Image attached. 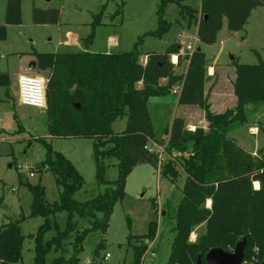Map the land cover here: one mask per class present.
<instances>
[{
    "label": "trees",
    "instance_id": "16d2710c",
    "mask_svg": "<svg viewBox=\"0 0 264 264\" xmlns=\"http://www.w3.org/2000/svg\"><path fill=\"white\" fill-rule=\"evenodd\" d=\"M182 1L162 0L157 11L158 28L147 35L161 38L169 32L170 24L164 17L169 3H177L181 13L186 12L189 26H198L199 41L203 45L217 42L224 17L228 18L229 30L235 34L244 29L254 10L264 8V0H201L200 9L181 5ZM105 7L94 16L92 32L83 39L85 44L93 42ZM120 13L121 10H117L116 15ZM61 15V10L56 8H34L33 21L37 25L59 24ZM21 23L22 0H8L6 24ZM6 39L7 28L0 26V42ZM140 42L129 52H35L38 68L50 71L46 88L48 137L92 140L96 179L99 185L107 188L92 199L78 201L75 196L84 187L83 175L64 154L53 150L46 138H39L46 148L42 167L56 175L61 196L59 203H49L41 184L29 187L33 194L30 216L44 219L34 238L33 264H80L88 234L93 231L107 233L116 204L126 196L127 177L137 164H150L161 169L162 175L178 180L177 164L172 161L164 164L158 153L146 148L150 141H160L150 99L173 94L178 83H183L176 96L178 103L198 106L209 128L197 127L193 131L187 128L184 119L175 118L168 129L166 153L189 154L179 165L186 179L167 264H198L199 259L206 264L211 250L233 253L240 244L244 246L243 264H262L264 150L258 151L261 156L253 155L230 135L237 125L248 122V105L264 104V61L260 53L254 51L259 59L255 65L242 64L238 58L233 60L237 104L223 113H216L208 101L206 87L211 77L205 52L196 50L185 58L180 56L177 66L185 59L189 63L185 73L177 74L171 56L180 53L181 45L173 44L164 52L148 53L145 55L147 62L143 63ZM6 78L0 75V85L7 84ZM163 79L167 80L165 85L161 83ZM124 117L127 118L125 129L114 132V122ZM112 158L118 161V177L109 181L107 160ZM255 183H259L258 188ZM4 200L0 198V207ZM208 201H212L211 207H207ZM63 213L64 220L60 218ZM83 220L90 226L81 229ZM23 221L21 218L0 226V264L22 260L26 238L22 232ZM202 224H206L205 233L192 242L191 234ZM157 230V223H151L149 232L139 238L154 240ZM49 233L51 236L47 238ZM101 248V245L97 247L94 256ZM134 248L133 264H142L148 243ZM52 252L58 256L49 262L48 255Z\"/></svg>",
    "mask_w": 264,
    "mask_h": 264
},
{
    "label": "rangeland",
    "instance_id": "374dc122",
    "mask_svg": "<svg viewBox=\"0 0 264 264\" xmlns=\"http://www.w3.org/2000/svg\"><path fill=\"white\" fill-rule=\"evenodd\" d=\"M7 1L0 0V26L7 28V39L0 42V75L7 77V84L0 85V198H5L3 206L0 207V226L24 218L22 232L26 238L23 243V257L14 264H33L34 238L44 219L30 216L33 194L29 187L41 184L49 203H59L61 196L56 175L50 169L42 167L46 159V148L39 138H46L52 144L53 150L64 154L83 175L84 187L75 196L78 201L92 199L107 188L105 185H99L96 179L92 140L49 138L46 114L37 107L20 103L18 79L30 63L36 62L35 52L86 50L93 53L129 52L141 41L139 50L143 60L146 54L164 52L173 44L182 46L179 54H183L188 45L198 48L202 44L196 39V30H191L193 27L188 25V15L186 12L181 13L177 3H169L165 7L164 17L170 24V30L159 38L147 33L158 28L157 11L162 0H22L21 25L6 24ZM200 3L201 0H184L181 5L198 9ZM104 6L106 7L101 25L95 29L94 40L85 44L83 39L92 32L94 16L101 13ZM34 8L61 10L60 23L35 24ZM117 10H121L118 15ZM67 31L82 38L79 48L67 50L59 46L58 43L65 37ZM203 50L211 63L231 64L232 58L234 60L238 58L242 64L255 65L259 59L254 51H258L264 61V8L255 10L244 29L235 34L229 30L228 18L224 17L217 42L213 45H203ZM187 67L188 63L182 60L181 65L175 68V72L183 74ZM49 74V69H39L38 66L31 68L32 76L47 79ZM211 80L207 83L206 89L211 85L208 101L212 109V105L218 104L219 100L211 94L217 84V81L214 84ZM231 83L232 78L229 74L217 89L228 99L232 97ZM176 96L174 94L160 96L164 98L161 100H166V105L162 111L157 109L158 113L154 110L155 106L150 105L160 141H150L148 145L157 143L165 147L169 139L167 133L171 126V112ZM230 103L228 101V104ZM246 113L248 122L237 125L230 135L238 136L253 155L261 156L258 151L264 150V104H250L246 108ZM126 122V117L114 122V132H122ZM197 122V127L205 126V123L199 120ZM251 128H257L253 131L256 135H251ZM3 137L7 141H2ZM188 154L174 151L171 155L163 157L164 164L168 161L177 164L180 174L177 181L162 175L161 169L147 163H139L134 167L126 180V196L123 201L116 204L107 233L93 231L88 234L80 254V264H133L134 247L141 246L144 242L148 243V251L142 264L168 263L176 236L175 217L183 198L186 179V174L179 165ZM107 164L110 165L107 180L114 181L118 177V161L112 158L107 160ZM31 172H34V177L30 176ZM209 204L210 202L207 203V207ZM60 218L64 220L65 214H61ZM151 223L158 225L157 236L154 240L144 241L139 237L149 232ZM89 226L88 221H82L81 229ZM205 231L206 224L196 227L190 240L195 242ZM50 236L51 233L46 237ZM99 245L102 248L98 255L94 256ZM107 254H110L109 258H106ZM57 256L58 254L54 252L50 253L48 261Z\"/></svg>",
    "mask_w": 264,
    "mask_h": 264
},
{
    "label": "crops",
    "instance_id": "0c3cea01",
    "mask_svg": "<svg viewBox=\"0 0 264 264\" xmlns=\"http://www.w3.org/2000/svg\"><path fill=\"white\" fill-rule=\"evenodd\" d=\"M200 7H201V3H200V6L198 7V9H200ZM191 27H193L191 30H193V29L196 30V34H197L196 39L199 41L198 26L197 25H193ZM81 40H82L81 37L75 35L71 31H67L66 34H65V37L62 40H60V42L58 44H59V46H62L63 48L68 50V49H72V48H79ZM199 47L204 52L203 44L201 46H199ZM57 52H67V51H54V52H51V53H57ZM69 52H83V51H69ZM88 52H90V51H88ZM91 53H93V52H91ZM206 56H207V54H206ZM34 59L36 60V63H37L36 57ZM207 59L209 61V65H210L208 74H209V76L212 79L211 82L216 84L215 82L217 81V84L215 85L214 90L212 91L213 93H211V94H213L216 98L218 97V100H219L218 104H213L212 105V110L215 111L216 113H223L227 109V105H229V107L231 108V107H235L236 104H237V97L234 94V88H233V82L236 79L235 68L231 65L232 63L231 64H217V63H211V61L208 58V56H207ZM142 61H143V63H146L147 62V57H145V59H143ZM32 64L33 63H30V65L25 68V71H24V73L22 75L26 74L27 71L32 68ZM217 74H218V77H217ZM229 74H230V76L232 78V83H231V94H232V97H230V99H228L226 97V95L221 94V91H219V90L217 91V89H219V86L221 84H223L224 79L227 78ZM22 75H20L19 78ZM216 77L218 78L217 80H216ZM18 83H19V79H18ZM161 83L163 85H165L167 83V80L163 79ZM141 86H142V83H139V87H141ZM210 88H211V85L208 86V88H207V92L208 93H210V90H211ZM161 99H164V98L152 97L150 99V105L151 106L152 105L155 106L156 109L154 108V110H155L156 113H158V111H156L157 109L162 111L163 108H164V105H166V100H161ZM228 101H229V103L231 101V103L228 104ZM20 103H21V101H20ZM172 108L173 109H172V112H171L172 113L171 124H172V122H173V120L175 118H181V119L185 120L186 125L189 127L188 129H190V130L194 131L197 128V126H196V124L198 123L197 120H199V122L205 123L204 124L205 126H202L203 128H205V129L209 128V123L205 119L204 112L198 106H195V105H180L178 103V100L176 99V102L174 103V106ZM40 111L46 114V110L45 109H40ZM152 116H153V113H152ZM251 130H252L250 132L251 135H256L255 132H253V131L257 130V128H251ZM232 137L235 138L240 143V145H242L245 149L248 150V147H247L246 143H244V141L239 139L238 136H235L233 134ZM248 151H250V150H248ZM257 184H258V187H259V183H255V186ZM208 202H210L209 207H211L212 201H208Z\"/></svg>",
    "mask_w": 264,
    "mask_h": 264
},
{
    "label": "built area",
    "instance_id": "2783aa9c",
    "mask_svg": "<svg viewBox=\"0 0 264 264\" xmlns=\"http://www.w3.org/2000/svg\"><path fill=\"white\" fill-rule=\"evenodd\" d=\"M197 48L193 45H188L183 54H176L171 56V61L177 66L179 63L180 56L185 58L186 55H192ZM185 62L189 63V60H184ZM31 69L27 71L26 74L22 75L19 78V97L20 101L23 105H32L39 109L47 108V97H46V88L48 84V78L43 79L38 76L31 75ZM183 83H178L174 89L173 94L179 95L182 89ZM2 141H7L6 138H2ZM146 148L150 152L158 153L160 156L161 161L163 160L164 155L166 153V145L160 146L157 143H153L151 145H147ZM31 177H34V172L30 173ZM110 254L106 255V258H109Z\"/></svg>",
    "mask_w": 264,
    "mask_h": 264
},
{
    "label": "water",
    "instance_id": "95a60500",
    "mask_svg": "<svg viewBox=\"0 0 264 264\" xmlns=\"http://www.w3.org/2000/svg\"><path fill=\"white\" fill-rule=\"evenodd\" d=\"M197 50L201 51V48L199 47ZM32 66L36 68L37 63L34 62ZM243 248L244 246L240 244L233 253L226 252L223 249H213L206 256V264H243ZM198 264L204 263L199 259ZM262 264H264V261Z\"/></svg>",
    "mask_w": 264,
    "mask_h": 264
},
{
    "label": "clouds",
    "instance_id": "9594fccd",
    "mask_svg": "<svg viewBox=\"0 0 264 264\" xmlns=\"http://www.w3.org/2000/svg\"><path fill=\"white\" fill-rule=\"evenodd\" d=\"M256 187H258V184L256 185Z\"/></svg>",
    "mask_w": 264,
    "mask_h": 264
}]
</instances>
